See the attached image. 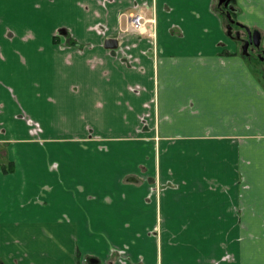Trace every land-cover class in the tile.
Listing matches in <instances>:
<instances>
[{"label":"crops","instance_id":"crops-1","mask_svg":"<svg viewBox=\"0 0 264 264\" xmlns=\"http://www.w3.org/2000/svg\"><path fill=\"white\" fill-rule=\"evenodd\" d=\"M213 3L0 0L1 263L264 264V80Z\"/></svg>","mask_w":264,"mask_h":264},{"label":"flooded vegetation","instance_id":"flooded-vegetation-1","mask_svg":"<svg viewBox=\"0 0 264 264\" xmlns=\"http://www.w3.org/2000/svg\"><path fill=\"white\" fill-rule=\"evenodd\" d=\"M229 5L232 7L229 8L228 6H225L224 4L218 5V3H217V7H216L218 12L221 14L222 18L225 21L226 34L228 35V25L231 24L232 35H228V37L232 41H234L235 43L238 44L237 47L239 46V48H240V51H238V53H241L242 55L246 56V58H248V59H255L257 61L258 59H260L259 53H261L263 51L262 47L257 48L250 42L246 51L244 50L245 43L250 40V36L248 33L249 27H246L245 25H243L242 23H240L236 19V15H235L236 8L234 6V0H229ZM140 11H142V10H139L137 12H140ZM243 52L245 54H243ZM259 63H261L260 60H259ZM2 264H4V263H2Z\"/></svg>","mask_w":264,"mask_h":264},{"label":"water","instance_id":"water-1","mask_svg":"<svg viewBox=\"0 0 264 264\" xmlns=\"http://www.w3.org/2000/svg\"><path fill=\"white\" fill-rule=\"evenodd\" d=\"M222 4H224L225 6H228L229 8L232 7V6L229 5V0H218V5H222ZM231 28H232V26H231V24H229L228 25V35H232V29ZM248 33H249V36H250V40L245 43L244 50L246 51V49L249 46L250 42L255 47L261 48V46H262L261 33L258 30H251L249 28H248ZM107 42L109 44L108 47H110V48H117L118 47V39H116V38H108ZM243 54H245V53L243 52ZM88 262L90 264H96L99 261L95 257H90L88 259ZM0 264H2V263L0 262Z\"/></svg>","mask_w":264,"mask_h":264},{"label":"built area","instance_id":"built-area-1","mask_svg":"<svg viewBox=\"0 0 264 264\" xmlns=\"http://www.w3.org/2000/svg\"><path fill=\"white\" fill-rule=\"evenodd\" d=\"M148 22H152L151 26H147ZM129 23L132 30L138 33H146L149 36H156V24L154 19L146 18L142 11L131 14L129 16Z\"/></svg>","mask_w":264,"mask_h":264},{"label":"trees","instance_id":"trees-1","mask_svg":"<svg viewBox=\"0 0 264 264\" xmlns=\"http://www.w3.org/2000/svg\"><path fill=\"white\" fill-rule=\"evenodd\" d=\"M59 35L60 34L58 33L55 37H58ZM6 150V145L0 146V166L2 167L4 173H10L14 171L15 164L6 157V154L3 153L4 151L6 153Z\"/></svg>","mask_w":264,"mask_h":264},{"label":"rangeland","instance_id":"rangeland-1","mask_svg":"<svg viewBox=\"0 0 264 264\" xmlns=\"http://www.w3.org/2000/svg\"><path fill=\"white\" fill-rule=\"evenodd\" d=\"M217 3H218V0H214V3H213L214 10H216ZM222 25H223V30H225V21L222 22ZM237 51H240L239 46L237 47ZM259 55H260V59H258L257 61L255 59H252L251 62L254 64L255 68L259 71L258 73L264 80V52L262 51L261 53H259ZM259 60L261 61V63L258 62Z\"/></svg>","mask_w":264,"mask_h":264},{"label":"bare ground","instance_id":"bare-ground-1","mask_svg":"<svg viewBox=\"0 0 264 264\" xmlns=\"http://www.w3.org/2000/svg\"><path fill=\"white\" fill-rule=\"evenodd\" d=\"M130 28L132 29V26L130 25ZM141 34H144V33H141Z\"/></svg>","mask_w":264,"mask_h":264}]
</instances>
